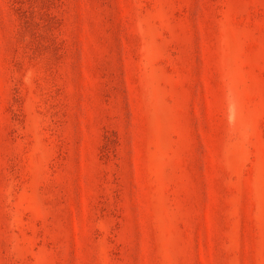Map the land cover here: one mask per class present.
Instances as JSON below:
<instances>
[{
  "label": "rangeland",
  "instance_id": "1",
  "mask_svg": "<svg viewBox=\"0 0 264 264\" xmlns=\"http://www.w3.org/2000/svg\"><path fill=\"white\" fill-rule=\"evenodd\" d=\"M0 264H264V0H0Z\"/></svg>",
  "mask_w": 264,
  "mask_h": 264
}]
</instances>
